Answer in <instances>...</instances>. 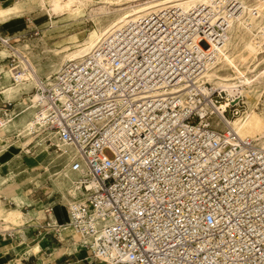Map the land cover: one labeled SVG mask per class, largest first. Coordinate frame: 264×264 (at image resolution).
<instances>
[{"label":"built area","instance_id":"obj_1","mask_svg":"<svg viewBox=\"0 0 264 264\" xmlns=\"http://www.w3.org/2000/svg\"><path fill=\"white\" fill-rule=\"evenodd\" d=\"M225 7L127 20L30 95L31 132L74 146L71 170L97 184L63 224L87 264H264V143L229 128L242 102L219 109L226 92L203 80L240 10ZM250 33L263 51L264 26ZM19 112L3 102L0 123Z\"/></svg>","mask_w":264,"mask_h":264},{"label":"rangeland","instance_id":"obj_2","mask_svg":"<svg viewBox=\"0 0 264 264\" xmlns=\"http://www.w3.org/2000/svg\"><path fill=\"white\" fill-rule=\"evenodd\" d=\"M50 1L51 0H45L46 7H48ZM104 1L105 0H88L86 6L80 8L79 14L67 12L63 16L53 15L50 17L45 11L40 9L38 5L40 0H2V4L0 5L2 6V12L10 15L12 18L11 21L19 29L12 30L13 32L7 35L0 27V38L6 39L9 43V45H7L0 40V52L10 54V58L5 59H3V55L0 54V69L10 68V65H17L23 70L24 67L20 65L19 60L12 57L11 54L16 50H20L22 51L24 59L29 63L30 68H33V70L38 69L39 72L35 73V76L39 80H45L47 74L53 76V74H55L67 61V59L63 60L61 57L79 49L84 40L88 38L90 32H102L122 14L131 11V9H126L123 12L110 15H92L90 12L91 9L99 6L98 3ZM109 1L114 6L122 4L117 2V0ZM216 1L224 8L222 13L226 12V14L228 12L225 5L229 1L235 2L236 6L239 5L238 8L241 7L239 4V1H241L244 7L241 17L233 23L234 31L232 35L234 43L229 47V61L223 62L222 64L218 61L214 65L216 69H218L217 73L229 77L246 74L252 76L254 71L256 72L260 69H264V50L259 51L252 45V33H250L252 29L262 28V26H264V0ZM195 3L201 2H194L189 5ZM201 4H211V1L206 0L205 3ZM240 11L242 10H238L237 12ZM233 17L234 16H232V18ZM261 37L264 38V33L261 34ZM26 46L28 49L26 48L25 50ZM54 51L59 52L58 57L53 55ZM50 60L52 61L51 66L49 64ZM40 65H46V67L41 68ZM250 70L252 71L249 72ZM2 74L0 72V78L2 76H5V78L3 81L0 80V92L14 86V81L11 77H8L5 73ZM259 81L254 82L253 87L247 89V91H252L253 94L245 104L243 100V105L239 108V114L232 119L235 120L236 117H242L246 110L252 109L251 118L243 135L251 136L255 138L253 140L261 144L264 142V79H260ZM32 86L33 88L36 87L34 84ZM33 90L34 89H32L29 94H27L26 90L22 89H19L17 92L15 90L11 95L5 93L6 98L4 97V102H11L14 103V105L22 103V98L28 99L29 96L32 95ZM20 94L24 95L21 96L19 100H13L14 96ZM0 96L3 99L4 95L1 94ZM25 101L24 105L20 107V110L26 105L29 106L28 101L26 99ZM32 118V114L29 117H24L22 115L18 119H15L7 129L0 132V176L2 177V181L0 180V212H2L0 215V230H8L10 228L12 223L10 221H12V219L11 217H5V212L10 210L22 212L29 217L32 215L35 216L40 212L43 213L44 211L46 215L52 216L53 212L49 213L48 210L57 206L61 221L65 223V211L67 205L72 202L71 195H66L67 188H69L71 184H67L63 178L64 168L67 165L66 158L68 156L60 153L55 139L52 136L47 138L55 145L49 146L48 142L47 144L45 143L47 139L44 135L40 137H35L34 135L19 137L18 131L26 123L32 122ZM39 138H41L43 143L36 144ZM31 152H38L36 153L37 157H32ZM67 153L71 154L72 151L67 148ZM39 155H44L41 164L37 162ZM63 181L65 185L61 184ZM22 191L27 193V202L23 203L20 209L16 208V203L11 200L10 196L14 193H21ZM63 196H66V198H63ZM32 199L36 201L33 202L31 201ZM50 204L51 206H48ZM32 209L34 212H32ZM21 218L22 219H15L17 225L23 224L25 217L21 216ZM32 219L33 218H31V220ZM46 229L51 228L45 227V230ZM52 229H54L53 232L57 235L58 228ZM41 231L44 232V228L41 229ZM13 232L15 231H6L4 233L7 234L8 238H11V233ZM8 234H10V237ZM66 234L72 235L70 238L77 241L78 236L72 229ZM59 246L61 247L62 245L59 244ZM92 264L101 263L92 262Z\"/></svg>","mask_w":264,"mask_h":264},{"label":"bare ground","instance_id":"obj_3","mask_svg":"<svg viewBox=\"0 0 264 264\" xmlns=\"http://www.w3.org/2000/svg\"><path fill=\"white\" fill-rule=\"evenodd\" d=\"M205 1L206 0H117V2L122 3V4L114 6L109 0H105L102 3H98L99 6H96V7L91 9L90 12L92 13V15H101V14L110 15V14L117 13V12H123L126 9H131V11L129 13L122 14L120 17H118L116 20H114L107 28H105L102 32H100V33H97L96 31L90 32L88 38L86 40H84V42L82 43V45L79 49H77L71 53L65 54L61 58H63V60L67 59V61H69V60H80V59L84 58L92 50H94L96 48V46L99 44V42L103 38H105L110 32H112L115 28H117L118 25H120L121 23H123L127 20L136 18L137 16H141V15H144V14L149 13L151 11H155V10H157L161 7L167 6V5H179L182 7H187L191 3H194V2L205 3ZM210 1L212 3V0H210ZM86 3H88V0H51L49 2L48 7H46L45 0H40L38 5L40 6V9L45 11V13L51 17L53 15L63 16L67 12H69V13L73 12L74 14H79L80 8L85 7ZM239 4L241 6L240 10H242V11L237 12V14H235L236 16L234 15L233 18L226 16V18L228 20L227 39L220 48L219 58H218V61H220V64H222L223 62L229 61V47L232 46L234 43L233 42V35H232V33L234 31L233 23L241 17L242 12L244 10V7H243L241 1H239ZM124 6H127V7H124ZM0 40L3 41L5 44L9 45V43L6 39L4 40V39L0 38ZM26 48L28 49L27 46L25 47V50H26ZM13 53H14L15 57L19 60L20 65H22L24 67V69L22 70L23 72L21 73V77L19 78V80H17L16 82L14 81V86L9 87L4 92L7 93V95H11V94H13V92L15 90L17 92L19 89H22V90H26L27 94H29L30 91L32 89H34L32 85L34 84L35 86H37L39 84L40 80L35 76L36 75L35 73H38L39 71H38V69L33 70V68H30L29 63L22 56V51L16 50ZM0 54L3 55V58L7 55H10V54H6L5 52H1ZM58 54H59L58 51L53 52V55L55 57H58L59 56ZM51 62L52 61L50 60V62H49L50 66H51ZM40 66H41V68L46 67V65H40ZM213 66L208 68V70L204 73L203 80L206 81L207 83H210L215 88H218V89L222 88L223 91L226 92V97H228V100L221 104V107L219 108L221 110H224L225 107L227 106L225 103H227L228 105H231V106H235V105L239 104L240 101L243 104V100H244V104H245L249 100L251 95L253 94L252 91L251 92L247 91V89L252 88L254 82H258L260 79H264V69H260L256 72L254 71V74L252 76H248L246 74V75H241V76L229 77V76H224V75H220L219 73H217L218 69H216V66H214V67ZM251 71L252 70H250L249 72H251ZM1 72L5 73V75H7L8 77H11V79L13 80V76H14L15 72L11 68L2 69ZM51 78H52V75L47 74L45 77V80H43L44 84L50 85ZM242 80H243V83H242ZM29 99H30V96L27 100H29ZM34 105H35L34 101H32L29 104V106L27 105V107L23 111L24 117L27 114L31 113V108L34 110L33 114H35V106ZM251 110L252 109L246 110L243 113L242 117H236L235 120L234 119H232L230 121L228 120V124H229V128L231 130H233L237 135H239L243 138L255 139L251 136L243 135V132H244L245 128L247 127L249 120L251 118V115H252ZM17 117H20L19 114H17L16 116H13V117H8L6 120L1 122L0 123V132L7 129L8 126L11 125ZM33 117H34V115H33ZM233 120H234V123H233ZM31 124H32V122H29V123H26L25 125H23V127L18 131L19 137H24L26 135H28V136L34 135L35 137H40V136L44 135L47 139L50 136H52L55 139V142H57V144H58V147H59L58 149H59L60 153L62 155L68 156L67 157L68 165L64 169V177H63L69 184H71V186H69V188H67V191H66V195L69 194L72 197V202L68 205H71L77 201H82L88 195L93 194L97 190V184H96L95 180L91 177L86 178V177L82 176L81 174H79L78 172H73L70 168L71 162L77 158L76 148L72 145H69V144H66L62 141H59L56 138V135L53 133H50V132H38L37 134H33L31 132ZM41 138H39V140L36 142V144L37 143H43L41 141ZM67 148L72 151L71 154L67 153ZM31 153H32L31 154L32 157H35L37 155L35 152H31ZM42 154H45V153H42ZM43 156L44 155H39L38 160L40 161L43 158ZM70 177H72L73 180ZM48 211H52V209H50ZM1 214H2V212H0V215ZM66 214H67V209H66ZM21 216H22L21 213L15 214L12 217V221H14L17 217H21ZM67 222H68V214H67ZM70 229H71V227H69V226L63 225L61 227L62 232H69Z\"/></svg>","mask_w":264,"mask_h":264},{"label":"crops","instance_id":"obj_4","mask_svg":"<svg viewBox=\"0 0 264 264\" xmlns=\"http://www.w3.org/2000/svg\"><path fill=\"white\" fill-rule=\"evenodd\" d=\"M1 4H2V0H0V5ZM11 20L12 18L10 17V15L3 13L2 6H0V24H1L0 27L6 32L7 35L11 34L14 30L19 29L17 28L16 25L13 24ZM12 57H15L14 53H12ZM5 58H10V55L5 56L3 59ZM2 69L5 68H1L0 72ZM4 78L5 76H2L0 80L3 81ZM1 94L4 95L3 99L0 96V103L2 104L4 102L5 92L1 91L0 95ZM21 96H23V94L14 96L13 100H17V99L19 100ZM25 99L27 100V98ZM25 99L22 98L23 100L22 104L19 103L15 105V108L20 110V107H22L25 103ZM26 106H24L23 109L20 110V112L18 113L19 116L24 114L23 111L26 108ZM32 110L33 109L31 108V114L34 115L33 114L34 110L33 111ZM31 114L29 113L26 116H31ZM18 118L19 117H17L16 119ZM42 160L43 158L40 161L37 160V162L41 164ZM66 162L68 165L67 158H66ZM67 165L65 166V168L67 167ZM0 180L2 181L1 176H0ZM66 183L69 184L67 181ZM61 184L65 185V182L63 181ZM10 197L11 200H13L16 203V208L21 209L23 203L27 202V193L23 191L21 193H14ZM63 198H66V196H63ZM31 201L35 202L36 200L32 199ZM48 206H51V204ZM54 208H55V213H54ZM54 208H51L52 211H48L49 213L53 212L52 216L46 215L44 211L43 213L42 212L37 213L35 216L33 215L30 216L31 218H33L32 220L29 216L21 212L22 217L23 216L25 217L23 224L17 225L15 223L16 220L10 221L12 223L8 230H3V229L0 230L1 231L0 232V264H77V263L87 264L88 262H91L89 252L84 249H79L76 245V241H74L73 238H70L72 235H68L66 234L67 232L61 231V227L63 226L64 223H62L61 218L59 216L58 207L55 206ZM32 212H34L33 209ZM5 213H6L5 215L6 218L11 217L12 219V217L15 214H18L20 212L15 210H10V211H6ZM17 218L22 219L21 217H17ZM65 222H67L66 211H65ZM45 227L51 229L58 228L57 235L53 232L54 229L45 230ZM43 228H44V232L41 231V229ZM6 231H15V232L11 233V238H8L7 234L4 233ZM59 244L62 246L60 247Z\"/></svg>","mask_w":264,"mask_h":264}]
</instances>
